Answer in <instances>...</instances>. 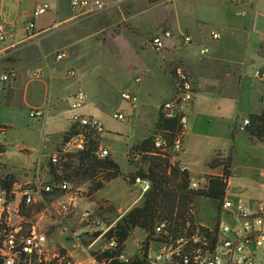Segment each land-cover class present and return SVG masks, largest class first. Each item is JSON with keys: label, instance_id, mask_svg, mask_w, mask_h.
<instances>
[{"label": "crops", "instance_id": "crops-1", "mask_svg": "<svg viewBox=\"0 0 264 264\" xmlns=\"http://www.w3.org/2000/svg\"><path fill=\"white\" fill-rule=\"evenodd\" d=\"M102 1L109 7L101 12H105L108 19L121 17L124 28L129 29L106 34L102 38V44L97 43L92 52L103 49L110 54L114 63L118 62L119 65H109L107 70H113L120 82L121 93L129 92L138 97L136 105L128 103V107L124 108L135 123V142L130 145L140 142L152 133L161 104L175 96V88L169 75L175 66L173 64L177 63L191 80L194 94L183 109L187 116V130L181 151L172 161L178 162L181 168L190 174V165L185 157L187 150L195 155L204 147L209 149L210 156L206 164L220 151L219 149L228 144L233 147L238 139L234 135L235 126L239 124L237 119L242 121L250 114L264 111V84L257 82L252 75V70L264 69V49L260 46L264 41V0H241L238 4L231 0ZM193 1L200 5L199 9L191 8ZM69 2L70 0H0V23L4 26L6 34L5 41L0 43V77L3 74L10 75L5 84L0 80V125L6 127L2 138L6 136L11 139L12 132L13 137L19 136L24 145V136H29L30 131L20 126L19 110L25 107L29 112L31 109L47 106L43 119L46 120L45 127L50 132L43 137L44 143L41 147H50V135L55 132L53 134L58 136L54 144L56 149L63 133L71 126L68 121L70 95L78 88L84 93V104L80 109L82 114L95 116L108 107V104L100 101L101 90L99 94L96 92L91 95L83 88L82 80L89 78L88 73L82 74L87 70L83 63L87 56L92 54L86 56L91 49L83 50L82 57H72L67 53L65 59L56 61L49 56L52 48H47L46 43L42 41L49 31L63 26L69 27L80 16L71 10ZM42 3H48L49 10L33 17L34 9ZM240 9L245 11L243 16L236 13ZM30 21L33 22L34 29L28 34L25 25ZM162 28H169L172 37L164 40L162 51L156 52L150 45V39L159 34ZM212 29H218L219 38L216 40L209 36ZM148 33H152L149 38L146 37ZM182 35H188L191 39V43L186 47H180ZM122 39L131 52L129 61L125 60L124 65V49L122 43L119 45V40ZM31 43L33 48L29 46ZM202 48L207 50L203 55L200 54ZM53 49L56 50L57 46ZM63 61L66 64L60 65ZM38 69L41 71L39 77L34 75ZM70 70L75 72L74 76H69ZM255 82L259 83V87H255ZM3 111L6 116L2 114ZM13 130L21 133L14 134ZM1 140L4 152L0 153V178L7 174L14 175V196L18 194L16 190L26 177L23 174L19 177L15 170H12L13 165L8 162L11 152L6 151ZM100 148L103 147L100 145ZM52 150L54 152V148ZM18 151H24L27 157H30V149L25 146H20ZM41 165L36 164L35 167ZM30 168H23L21 172ZM132 169L127 174L131 173ZM216 169L220 171L213 172ZM211 171L204 173L203 178L196 181L202 182L206 175H221L222 167ZM254 178L255 173L254 176L244 175L243 180L253 182ZM115 180L107 183L105 187ZM124 180L128 184V179ZM106 199L110 200L108 197ZM135 201L131 202L125 212L137 204ZM62 225L61 233L64 228L69 230L68 227H72L69 223Z\"/></svg>", "mask_w": 264, "mask_h": 264}, {"label": "built area", "instance_id": "built-area-1", "mask_svg": "<svg viewBox=\"0 0 264 264\" xmlns=\"http://www.w3.org/2000/svg\"><path fill=\"white\" fill-rule=\"evenodd\" d=\"M238 4L241 0H231ZM69 6L79 17L94 15L104 11L107 3L102 0H70ZM48 3L37 6L32 15L40 16L49 10ZM238 15L243 16L245 11L237 10ZM34 28L30 21L25 25V31L30 33ZM217 29H212L209 36L216 40L219 36ZM172 37V32L168 29L162 30L159 34L150 39V45L156 52L164 48V40ZM6 39L5 29L0 23V43ZM191 39L188 35H182L181 44L189 45ZM264 49V41L261 43ZM207 52L205 48L200 49V54ZM66 55L59 52L55 56L56 61L65 59ZM41 71L38 69L34 75L39 77ZM69 76L74 75V71L68 72ZM253 77L260 84H264V69H254ZM10 75L3 74L0 80L3 84L9 81ZM175 88V96L161 104L159 112L164 118H178L179 130L177 131L171 146L170 152L174 155L181 151L183 137L187 130V116L184 107L188 104L194 94L193 85L184 69L175 65L169 75ZM120 98L134 106L138 103V97L129 92L120 94ZM70 108L68 121L78 129V134L67 141L60 142L56 146L54 153L49 155V160L55 163L58 154L73 153L83 150L88 140V135L100 136L104 131L103 123L94 116L84 115L80 109L84 104V93L82 89H76L70 95ZM264 103V97H262ZM47 113V106L31 109L28 114L33 119H43ZM113 118L124 121L125 116L121 113L113 114ZM248 118L243 119L235 126V131H244L248 125ZM0 131V140L2 139ZM154 146L160 151L166 149L165 138L161 134L154 135ZM108 151L99 148L98 156L105 157ZM260 179L259 188L264 196V167L256 172ZM2 177V175H0ZM227 186L229 180H227ZM200 181H191L190 188H199ZM134 185L141 188L142 193L150 187L148 180L135 178ZM20 195L19 203L27 208L36 199L43 196L52 195L59 198L57 215L66 216L75 206L74 196L70 183L65 181L40 182L39 178L22 182L17 190ZM13 195V190L11 191ZM18 203V204H19ZM16 205V212L20 205ZM9 201L6 193L0 189V264H109L111 259L99 258L98 256L105 250H115L117 243L113 238L106 240V234L115 223L105 224L99 215L90 210H85L81 214L82 223L77 229H63L62 235L67 233L69 248L60 244L59 248H52L47 236L43 232H38L35 227L22 234L20 227H11L9 224ZM218 212L229 218L228 222L218 220L213 228L207 225H198L192 230H185L181 234L171 235L165 223H159L154 228V240L150 242L158 243L152 250V254H147L148 264H264V199L257 201H245L241 197L234 199L226 195L218 201ZM84 236L87 240L81 238ZM99 241V247L94 248ZM150 244H147V251H150ZM67 248V249H66ZM80 250V254H73L72 251ZM140 252L137 257L142 258L144 246H139ZM135 257V256H134ZM132 258H126L121 253L116 256L119 262L127 263Z\"/></svg>", "mask_w": 264, "mask_h": 264}, {"label": "rangeland", "instance_id": "rangeland-1", "mask_svg": "<svg viewBox=\"0 0 264 264\" xmlns=\"http://www.w3.org/2000/svg\"><path fill=\"white\" fill-rule=\"evenodd\" d=\"M187 6H189V4H187ZM199 6L200 5L197 2L193 1L191 8L197 10L199 9ZM108 7L109 5L105 11L108 9ZM100 13L85 17H77L78 20L76 19V21L71 26H63L54 29L53 31H49L42 41L46 43L47 48H52V51L49 54L50 59L52 60H55V56L59 52L65 53L66 56L68 53L69 56L72 57H82L81 52H83V50L88 51V48L91 49L89 50L90 52H85L86 56L89 53H92L87 56L83 63V65H86L84 68H87V70L82 73L80 68L78 69L82 74L88 73L89 78H87L86 81L82 80L85 92L92 95L96 92L99 94V91L101 90L102 99L100 101L108 104V107L104 111L96 113L94 116L99 118L104 127V131L99 136V144L108 151L109 156L118 164L123 174L127 175V172H130L132 169V167L127 162V152L131 146L130 144L135 142L133 137V128L135 123L133 122V118H131L130 115L126 113V109L124 110V108L128 107V103L120 98L122 89L120 87L119 80L115 77L113 70H107L109 65H119V63H114V59L110 58V54H108L103 49H100L99 51L95 50L94 52L92 51L96 47L97 43L100 42L102 44V38L106 34L110 35L117 32L118 30L120 31L121 29L123 31L129 29L124 28V22L121 21V17H117L115 20L113 18L108 19L105 12ZM93 19L95 20L91 22ZM166 29L170 30L169 28ZM161 30L164 29L162 28ZM32 32L33 30L30 33H26L31 34ZM151 34L152 33H148L146 37L149 38ZM124 41V39L119 40V45L121 46L122 43V49H124V53L122 54V65H124L125 60L128 62L129 58L131 57V52L129 50L130 48L125 46ZM44 42H42L43 46ZM55 45L57 46L56 50L53 49L56 47ZM29 46H31L30 48L34 47L32 46V43ZM186 46L181 44L180 39V47ZM39 49L41 48L39 47ZM63 64H66V62L63 61L60 63V65ZM176 64L177 63L173 65ZM255 83V87H259V83ZM115 113L123 114L125 116L124 121H118L114 119L113 114ZM2 114L6 116L4 111ZM18 120L21 127L30 131L29 136H24V145H22V141H20L19 136L16 138L13 137L12 132L10 134L11 139L3 136L1 140L6 151L11 152V154L8 156V162L13 165H10L12 170H15V173H17L19 177L23 174L26 177L23 178L24 181H31L36 177L39 178L40 182L50 181L47 162L49 160V155L54 153L52 150L53 148L55 151L54 144L57 142L58 136L53 134L55 132H51V145L50 147L44 149L41 147V144L44 143L43 137H45L47 132H50L45 127L46 120L44 121V119L30 118L28 116V109L25 107L19 110ZM240 121V119H237L238 123H240ZM13 133L20 134L21 132L13 130ZM234 135H236L238 139L234 143L233 147L231 144H228L225 148L219 149L220 155L228 159L231 166V176L229 178V184L226 188V196L230 199L241 197L245 201H257L264 199V196L259 188L260 179H258L256 176L257 170L264 167V142H251L245 133V130L240 132L236 131ZM20 146H25V148L30 149V153H28V155H30L29 158L27 157L26 152L18 151ZM208 151L209 149L207 150V148L204 147L199 151V153L193 155L187 150L185 157L187 158L190 165L189 168L191 169V181L200 180L203 178L204 173L212 172L211 169L206 165L212 157L205 164L206 160H208L210 156ZM172 155L174 158L175 155ZM3 159H5V157H3ZM36 164L42 165L35 167ZM28 167H31V171L27 170L23 173L21 172L23 168ZM219 171V169H216L213 172L216 173ZM254 173L255 178L253 182H246L243 180L244 175L254 176ZM127 183L128 184H126L125 180L120 177L112 184L96 193L93 197L87 196L86 185L83 184L80 186H74L70 184L72 195L74 196L75 200V206L72 211L66 215V217L62 216L63 218L57 215L59 202L58 197L52 195L43 196L42 200L36 199L32 205L25 208L19 203V194H16L12 196V199L9 200L11 203L9 213H7L6 216L10 218L9 224L12 225L11 227H20L22 234L28 233L32 227H35L38 232H43L47 236L52 248H59L61 244L70 250L68 244L70 236H67V233L62 235L60 232V228L63 227L62 223L71 224L72 227L69 226L68 228L74 230L75 227H78L82 223L81 214L85 210H91L95 212L101 217L105 224L115 223L118 215H122L127 212H125V210L128 206H131V202L136 200L135 203L137 204L134 206H137L141 203V188L132 184L130 180H128ZM199 185H202L201 182ZM240 186L242 188H239ZM107 197L110 200H107ZM93 202L95 203L92 204ZM17 204L20 205L18 208V213L16 212ZM100 205H105L106 207L111 205L112 212H102L100 215L99 213L101 211H98V207ZM193 207L194 209L192 212H194L196 225H207L213 228L219 219L223 222L229 221V218L226 215H222V213L218 212V201L200 198L194 203ZM118 209L121 211L119 212ZM145 237L146 232L144 230L138 228L134 229L124 243V250L122 252L123 256L126 258H132L139 255V246L144 245ZM81 238L87 240V238L84 236H81ZM148 243L150 244V251L147 254L151 255L152 250L158 246V243ZM99 244V241H97V244H95L94 248L97 247L98 249ZM72 253L80 254L81 251L78 249L76 251H72Z\"/></svg>", "mask_w": 264, "mask_h": 264}, {"label": "trees", "instance_id": "trees-1", "mask_svg": "<svg viewBox=\"0 0 264 264\" xmlns=\"http://www.w3.org/2000/svg\"><path fill=\"white\" fill-rule=\"evenodd\" d=\"M249 123L245 128L251 142H264V111L250 114ZM6 127L0 125V131ZM179 130L178 118L167 119L159 112L152 133L130 146L127 152V162L133 171L124 175L118 164L108 155L99 157V136L88 135L83 150L58 154L55 163L47 162L50 181H65L74 186L86 185V194L93 197L101 191L107 183L117 178H124L134 182L135 178L148 180L150 187L141 197V203L130 208L125 214L118 215L114 226L106 234V240L113 238L117 247L115 250H105L98 257L111 259L109 264H148L147 244L154 240V228L159 223H165L171 235L181 234L199 227L194 216V203L200 198L221 201L226 195L227 180L231 174L230 161L217 152L206 164L210 169L222 167L221 175L204 176L199 188H190V174L180 164L172 161L173 155L169 151L171 143ZM78 129L71 125L63 133L61 141L78 134ZM161 134L165 138L166 149L160 151L154 146V135ZM4 152L0 144V153ZM15 177L7 174L0 178V189L6 193L7 201L12 199V186ZM98 211L112 212L109 205H100ZM146 232L144 252L142 258L134 257L127 263L119 262L116 256L124 250V243L134 229ZM155 241V240H154Z\"/></svg>", "mask_w": 264, "mask_h": 264}]
</instances>
